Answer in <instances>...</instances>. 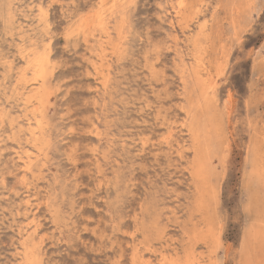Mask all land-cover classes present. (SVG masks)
<instances>
[{"label":"rangeland","instance_id":"obj_1","mask_svg":"<svg viewBox=\"0 0 264 264\" xmlns=\"http://www.w3.org/2000/svg\"><path fill=\"white\" fill-rule=\"evenodd\" d=\"M121 1L0 0V264H264V0Z\"/></svg>","mask_w":264,"mask_h":264},{"label":"bare ground","instance_id":"obj_2","mask_svg":"<svg viewBox=\"0 0 264 264\" xmlns=\"http://www.w3.org/2000/svg\"><path fill=\"white\" fill-rule=\"evenodd\" d=\"M123 1V0H122ZM121 1V2H122ZM125 1V0H124ZM126 1H128V0H126ZM106 3V2H105ZM108 3V2H107ZM111 3H114V1L113 2H111ZM118 3V2H117ZM126 3V2H125ZM103 5V4H102ZM102 5H101V7H102ZM116 5V4H115ZM118 5V4H117ZM124 5V4H123ZM106 6V5H105ZM109 7H110V5H108ZM122 6V5H121ZM117 7V6H116ZM120 7V6H119ZM105 8V7H104ZM100 9H102V8H100ZM106 10V9H105ZM109 10H112V9H110L109 8ZM103 11V10H102ZM112 12V11H111ZM103 13V12H102ZM108 13V12H107ZM122 13V12H121ZM106 14V13H105ZM111 14H113V13H111ZM119 16V15H118ZM9 17V16H8ZM98 17H99V15H98ZM113 17H115V16H113ZM120 18V17H119ZM121 18H122V16H121ZM120 18V19H121ZM97 19V18H96ZM102 19H103V17H102ZM98 20V19H97ZM105 20V19H104ZM204 20V19H203ZM115 21V20H114ZM10 22V21H9ZM116 22H117V20H116ZM106 23V22H105ZM114 23V22H113ZM47 24V23H46ZM100 24H101V22H100ZM108 25V24H107ZM126 25V24H125ZM112 26V25H111ZM119 26V25H118ZM92 27V26H91ZM93 28V27H92ZM101 28V27H100ZM104 28V27H103ZM7 29V28H6ZM106 29H107V27H106ZM110 29V28H109ZM125 30V29H124ZM102 31V30H101ZM106 32V31H105ZM104 32V33H105ZM121 32V31H120ZM103 34V33H102ZM125 34V33H124ZM107 35V34H106ZM115 35V34H114ZM119 35H120V33H119ZM68 36V35H67ZM199 36V35H198ZM95 37V36H94ZM97 37V36H96ZM95 37V38H96ZM117 37H118V35H117ZM125 37V36H124ZM105 38V37H104ZM113 38H115V37H113ZM120 38V37H119ZM106 39H107V37H106ZM105 39V40H106ZM114 40V39H113ZM99 41V40H98ZM109 41V40H108ZM125 41V40H124ZM102 42V41H101ZM112 42V41H111ZM99 43H100V41H99ZM107 43H109V42H107ZM112 43H114V42H112ZM111 43V44H112ZM98 45H100V44H98ZM104 45V44H103ZM109 45V44H108ZM30 46H32V44L30 45ZM100 46H102V45H100ZM122 46V45H121ZM125 46V45H124ZM123 46V47H124ZM32 47H35V46H32ZM116 47H117V45H116ZM118 47H119V45H118ZM28 48V47H27ZM37 48V47H36ZM26 49V48H25ZM24 49V50H25ZM29 49V48H28ZM31 49V48H30ZM115 49V48H114ZM117 49V48H116ZM121 49V48H120ZM123 49V48H122ZM124 49H125V47H124ZM35 50V49H34ZM36 51V50H35ZM116 51H118V50H116ZM124 51V50H123ZM144 51V50H143ZM24 52V51H23ZM34 52V51H33ZM42 52V51H41ZM41 52L40 53H38V56H39V54H41ZM120 52H121V50H120ZM37 53V52H36ZM35 53V55H37ZM115 53V52H114ZM113 53V54H114ZM15 54V53H14ZM28 54V53H27ZM43 54V53H42ZM41 54V55H42ZM118 54V53H117ZM44 55V54H43ZM28 56V55H27ZM32 56V60H33V55H31ZM38 56H36L37 57V59L36 60H38ZM119 56V55H118ZM29 57V56H28ZM35 57V56H34ZM42 57V56H41ZM44 57V56H43ZM39 58H40V56H39ZM26 59V58H25ZM29 59H31L30 57H29ZM43 59V58H42ZM44 59H45V57H44ZM156 59V58H155ZM28 60V59H27ZM36 60H35V62H36ZM47 60V59H46ZM34 61V60H33ZM40 61H43V60H41L40 59ZM10 62V61H9ZM25 62H26V60H25ZM29 62V61H28ZM32 62V61H31ZM31 62H29V63H31ZM44 62V61H43ZM27 63V62H26ZM37 63V62H36ZM40 63V62H39ZM39 63H37V64H39ZM47 63V62H46ZM41 64H42V62H41ZM107 66H109V65H107ZM26 67H28L27 65H26ZM34 67H35V65H34ZM36 67H38V66H36ZM42 67V66H41ZM41 67H40V69H41ZM47 67V66H46ZM38 69V68H37ZM40 69H38L37 71H39ZM46 69V68H45ZM26 70V69H25ZM43 71H44V69H42ZM186 70V69H185ZM189 70V69H188ZM34 71V70H33ZM158 71V70H157ZM189 73H190V70L188 71ZM41 74H43L42 72H40ZM151 73V72H150ZM35 74V73H34ZM26 75V74H25ZM47 75V73H45V76ZM104 75V74H103ZM102 75V76H103ZM190 75V74H189ZM20 76V75H19ZM31 76V75H30ZM48 76V75H47ZM101 76V77H102ZM106 76V75H105ZM49 77V76H48ZM145 77V76H144ZM36 79V78H35ZM38 79V78H37ZM103 79V78H102ZM101 79V80H102ZM105 79V78H104ZM1 80V79H0ZM22 80V79H21ZM49 80V79H48ZM108 80V79H107ZM46 81V80H45ZM31 82H33V81H31ZM103 82V81H102ZM20 83V82H19ZM19 83H18V85H19ZM23 83V82H22ZM21 84V83H20ZM105 84V83H104ZM22 85H24V84H22ZM105 86H106V84H105ZM16 87V86H15ZM18 87V86H17ZM23 87V86H22ZM33 87V86H32ZM36 88V87H35ZM107 88V87H106ZM34 89V88H33ZM20 90V89H19ZM31 91V90H30ZM28 92V91H27ZM40 92V91H39ZM142 92V91H141ZM17 93V92H16ZM21 93H22V91H21ZM105 93V92H104ZM157 96V95H156ZM39 97H41V96H39ZM34 98V97H33ZM42 100V99H41ZM41 100H39V101H41ZM33 101H35V100H33ZM42 103V102H41ZM40 103V104H41ZM148 104V103H147ZM148 107V106H147ZM141 109V108H140ZM143 109V108H142ZM158 110V109H157ZM226 111V110H225ZM68 112V111H67ZM158 112V111H157ZM36 113V112H35ZM40 118V117H39ZM40 120V119H39ZM156 125V124H155ZM158 126V125H157ZM35 127V126H34ZM148 127V126H147ZM40 128H41V125H40ZM39 128V129H40ZM38 129V128H37ZM34 132V131H33ZM37 132H38V130H37ZM31 133V132H30ZM36 134V133H35ZM40 135V134H39ZM2 143V142H1ZM38 143V142H37ZM40 143V142H39ZM33 144L34 143H32V147H33ZM38 147H39V145H37ZM161 154V153H160ZM157 156V155H156ZM29 157V156H28ZM32 159V158H31ZM33 163V162H32ZM28 164V163H27ZM25 166V165H24ZM23 166V167H24ZM26 166H28V165H26ZM30 167V166H29ZM37 170V169H36ZM194 175H195V177L197 178V177H200L201 175H202V173H201V166L199 167V163L196 165V168H194ZM198 179H200V178H198ZM261 181V180H260ZM1 186V185H0ZM206 188V187H205ZM203 189V188H202ZM207 189V188H206ZM205 191V190H204ZM207 191V190H206ZM205 191V192H206ZM203 192V191H202ZM134 194V193H133ZM201 194H203V193H201ZM201 196H203V195H201ZM201 198V197H200ZM202 202H204V201H202ZM204 204V203H203ZM200 205H202L201 203L198 205L199 206V208H200ZM15 206V205H14ZM51 209V208H50ZM10 211V210H9ZM209 213V212H208ZM9 214V213H8ZM13 217V216H12ZM5 218V217H4ZM135 220V219H134ZM8 222V221H7ZM23 231V230H22ZM18 233V232H17ZM42 239V238H41ZM10 244V243H9ZM27 244V243H26ZM25 247V246H24ZM23 247V248H24ZM27 248V247H26ZM26 248L25 249H23V250H26ZM28 250V249H27ZM27 252V251H26ZM30 252V251H29ZM24 254V253H23ZM26 254V253H25ZM28 254H30V253H28ZM35 254V253H34ZM52 254V253H51ZM242 254V253H241ZM12 255H14V254H12ZM37 255V254H36ZM26 256V255H25ZM29 257H31V256H29ZM33 257H35V256H33ZM26 258V257H25ZM36 258V257H35ZM36 260V259H35ZM29 262H30V259L28 260ZM34 262V261H33ZM24 264H25V262H24Z\"/></svg>","mask_w":264,"mask_h":264}]
</instances>
